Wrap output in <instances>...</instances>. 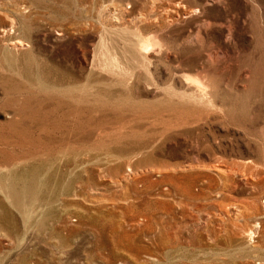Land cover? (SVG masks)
<instances>
[{
	"label": "rangeland",
	"instance_id": "rangeland-1",
	"mask_svg": "<svg viewBox=\"0 0 264 264\" xmlns=\"http://www.w3.org/2000/svg\"><path fill=\"white\" fill-rule=\"evenodd\" d=\"M0 264H264V0H0Z\"/></svg>",
	"mask_w": 264,
	"mask_h": 264
}]
</instances>
